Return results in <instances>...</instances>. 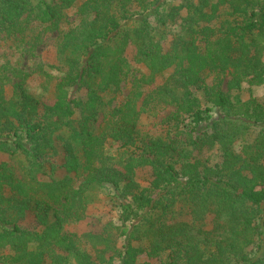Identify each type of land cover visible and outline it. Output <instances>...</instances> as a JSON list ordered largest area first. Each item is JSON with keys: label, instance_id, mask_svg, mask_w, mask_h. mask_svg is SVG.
<instances>
[{"label": "trees", "instance_id": "obj_1", "mask_svg": "<svg viewBox=\"0 0 264 264\" xmlns=\"http://www.w3.org/2000/svg\"><path fill=\"white\" fill-rule=\"evenodd\" d=\"M76 1L0 0V36L23 35L28 22H68L66 10ZM59 39L64 50L57 57L61 73L53 104L30 94L23 81L0 101V156L8 159L0 162L4 264L18 256L15 264H111L115 257L120 264H147L136 263L139 255L161 257L162 264H264V205L253 199L259 187L264 200V108L240 98L243 83L264 86V0H161L154 7L152 0H98L95 11L79 16ZM129 44L139 47L147 73L130 68L124 55ZM192 49L196 55L189 59ZM223 60L225 90L218 66ZM169 63L172 71L154 85ZM114 74L128 84L129 101L112 108L122 91L111 81ZM8 82L3 77L0 92ZM187 85L202 93L206 107L196 97L186 102ZM166 107L176 110L163 121V156L149 142L138 155L113 144L125 129L138 137L140 116ZM91 138L96 149L87 166ZM197 145L216 151L221 162L198 159ZM135 159L153 170L148 186L122 171ZM107 186L130 193L123 210L127 220H135L128 237L140 243L133 251L131 242L117 251L109 232L63 231L62 205L74 196L69 218L82 220ZM230 196L233 205L199 234L209 209ZM27 210L39 225L35 231L17 225Z\"/></svg>", "mask_w": 264, "mask_h": 264}, {"label": "rangeland", "instance_id": "obj_2", "mask_svg": "<svg viewBox=\"0 0 264 264\" xmlns=\"http://www.w3.org/2000/svg\"><path fill=\"white\" fill-rule=\"evenodd\" d=\"M161 0H152V7L156 6ZM174 5H178L179 0H167ZM98 0H77L69 9L66 10L68 16V22L40 24L37 22H28L27 30L23 35L16 36H0V81H3V77H8L9 82L4 86V89L0 92V101L6 102L11 96L12 85L15 82L23 81L27 86L29 93L33 96L39 97L40 101L44 104L51 105L55 101L54 99V84L57 82V77L60 75L61 66L58 64L57 57L63 52L64 47L60 43L59 33L62 30H68L73 27L81 15H91L97 5ZM130 22V21H129ZM23 36V39L20 37ZM130 68L134 71V74L140 75L141 73H147L145 66L138 61L140 56L139 47L136 44H129L125 48V53ZM196 51L192 49L188 58H195ZM223 60L218 66L221 70H224L225 75L221 89L225 90L226 82L229 79L228 69ZM172 71V65L169 63L167 67L157 72L155 78V84L162 81L163 77H166ZM215 75L212 74L206 78V83L211 85L214 83ZM112 83L121 88L122 91L117 95L111 107H118L119 105H126L128 99V84L125 87V82L114 76L111 78ZM186 90V102L191 105L194 103L195 97L200 102V107L204 108L208 102H205V98L201 92L193 85L185 86ZM240 98L243 101L248 99H254L257 103L261 104L264 108V86L256 85L249 87L247 83L241 85ZM176 110L175 107H166L160 110L157 115L143 114L137 124V131L139 136H136L135 131L132 129H125L123 132L115 136L112 141L115 146L125 145L134 149V152L138 155L143 151H146L144 146L145 142L152 143L154 150L158 155L163 156L166 151L163 137L165 125L163 121L172 112ZM194 119H197L194 116ZM164 135V136H163ZM96 149V140L91 138L88 140L85 151L84 160L87 166H90ZM198 159L203 160L208 158L212 163H220L221 157L216 151L208 152L205 148L202 149L198 145L196 146V152ZM1 161H8L7 157L0 156ZM70 168L68 163H65L64 168L66 171ZM122 171L131 179L135 180L142 186H148L153 179V170L149 165L142 164L138 159L130 161ZM77 185V183H76ZM19 193H22V187L18 183L15 187ZM124 187L116 188L107 186L98 191V196L87 209V216L79 221H73L69 218L74 203V196L70 200L65 202L62 207V219H63V231L69 234L81 235L84 233L102 234L104 231L114 235L116 239V250L123 251L124 244L128 243L129 250L133 251L137 241H131L128 237L129 232L132 229L135 220H127V215L123 209L124 205H128L131 202L130 193ZM262 188H256L254 191V202L260 205H264L262 197ZM50 202H55V198L49 196ZM233 197H228L226 200H219L217 205L210 208L205 215L201 228L198 230L199 234L209 231L213 228L214 221L218 215L225 209L230 208L233 205ZM4 213L0 211V220L4 218ZM184 220V219H181ZM187 220H189L187 218ZM17 225L23 230L35 231L39 225L35 218L33 210H27L24 216L17 220ZM127 227L128 233L119 236L121 231ZM142 243V242H141ZM126 249V248H125ZM5 252L4 255H7ZM106 257L108 254L105 255ZM22 256H18L12 259L13 264L19 262ZM120 258L115 257L111 264H120L118 261ZM163 258L146 259L144 255H139L136 258V263L147 264H162ZM4 260L0 259V264H4Z\"/></svg>", "mask_w": 264, "mask_h": 264}]
</instances>
